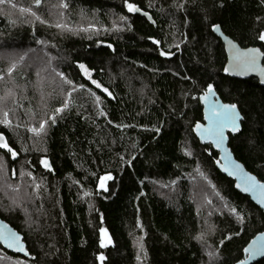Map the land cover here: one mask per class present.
Wrapping results in <instances>:
<instances>
[{
    "label": "trees",
    "instance_id": "16d2710c",
    "mask_svg": "<svg viewBox=\"0 0 264 264\" xmlns=\"http://www.w3.org/2000/svg\"><path fill=\"white\" fill-rule=\"evenodd\" d=\"M65 2L66 9L59 8V0L33 5L48 23L21 16L19 7L30 6L31 0H13L16 8L0 5V70L24 57L11 77L5 73L0 79V95L11 87L16 99V104L11 97L5 102L11 127L0 124V132L18 153L13 159L0 149V217L23 235L31 255L0 245V264H100L99 253L106 257L103 264L240 260L245 244L264 229V212L220 172L215 165L218 152L199 142L193 126L203 117L199 95L212 83L220 98L237 103L243 115L241 129L229 134L234 156L264 179V86L255 77H231L224 71V47L212 32V24H219L239 45L264 52V41L258 39L264 29V3L129 0L150 13V22L128 12L124 0ZM61 21L70 30L54 26ZM90 23L95 27L89 29ZM161 50L172 55L161 56ZM78 62L111 97L82 74ZM53 68L85 89L73 93L71 107L37 136L17 125L38 127L63 102L68 86ZM89 88L101 97L106 118L97 114ZM121 123L128 127L115 126ZM22 147L27 151H20ZM41 157L51 170L40 164ZM108 173L112 179L104 190L99 181ZM33 180L40 185L35 192ZM84 191L90 195L83 196ZM101 228L112 240L105 248L99 245ZM202 231L207 233L206 246L195 239ZM225 235L230 238L221 245ZM207 251H216L218 259H210ZM253 264H264V257Z\"/></svg>",
    "mask_w": 264,
    "mask_h": 264
},
{
    "label": "snow or ice",
    "instance_id": "6c2138e0",
    "mask_svg": "<svg viewBox=\"0 0 264 264\" xmlns=\"http://www.w3.org/2000/svg\"><path fill=\"white\" fill-rule=\"evenodd\" d=\"M261 2L264 3V0H261ZM5 4L11 6L12 8L17 7V5L15 3H13V0H0V5H5ZM42 4H43V0H31L30 6L19 7V12H20L21 16H23L24 14H28V16H30L35 21H39L40 23H48V21L42 19L41 15L38 14V11L33 10V5L36 6L37 8H39L40 6H42ZM53 7H55V6H53ZM68 7H69V5L65 2V0H59V8L66 9ZM124 7L130 13L140 11V9L137 7V5L134 3H130L129 0H124ZM176 7L179 8V7H181V5L177 4ZM60 14L63 15V12H61ZM145 15H148V14L145 13ZM119 19L121 21H126L127 18L125 16H120ZM149 19H151V17H149ZM260 19H261L260 17H257V20H260ZM22 22L28 23L29 21L27 19H24ZM54 26L58 29L70 30L69 26L66 23H63L62 21L56 23ZM94 27H95V25H93L91 23L88 24L89 29L94 28ZM113 27H117V25L114 24ZM129 27H130V25H129ZM84 30L86 31L87 29H84ZM212 30L213 31H219L220 25L212 24ZM148 39L153 40V43H155L157 45L160 43L159 41L155 40L153 37H149ZM258 39L261 41H264V29L260 30L259 35H258ZM36 43L40 44L41 40L37 39ZM108 47L111 48L112 45L109 44ZM177 47H179V45H177ZM233 49H234V54H233L232 60H231V69L239 71L240 74H243V70H245V69L255 70L256 66H257L258 57L260 55H264V53H261L260 50L257 48H248V49H244L243 51H240L239 49H235V46H233ZM159 54L161 56L167 57V56H171L172 52L161 50ZM5 55L7 56L8 54H5ZM23 59H24V57H23V55H21V56H19L18 59L11 60L10 63L8 64V66L6 67V69L0 70V79L4 78L5 73H7L9 77H11L14 69L17 68L19 60H23ZM50 65H51V61L49 60V66ZM78 67L81 70L82 74L86 78L90 79L91 83L93 85H95L96 88L101 89L109 97L112 96V92H110L108 88L103 87L97 80L91 78V70L84 63L78 62ZM52 71L60 77L63 84L68 86L66 92H63V89H62V92L64 95L63 102L60 104L59 107L55 108V110L52 112V114L47 117V120H45L44 118H41L39 120V126L38 127H33V126H31V124H29V125L18 124L17 125V127H27V131L29 133H34L37 136H40V134H42L45 131L48 122H51L53 124L56 123L55 117L59 113L64 111L65 109H68L71 107L73 101L70 97L72 96L73 93H75L77 90H84L85 89L84 84H75L72 80L68 79L64 75L63 72H57V70L55 68H53ZM224 71L229 72L230 68L225 67ZM185 79H189V77H185ZM87 94L94 97V104H95L96 109L98 110L97 114L99 116H104L106 118L107 114L105 113L104 109L101 107V105H102L101 97L96 95V93L93 92L91 88L87 89ZM213 95H214V86L212 83H208L206 85L205 91L199 96L200 101H202L203 103H205L207 105L206 112H205V119H207L208 124L203 125L199 121H197L193 130L197 133V135H199L201 137V139H211L212 143L215 146L219 147L225 138L224 137V131L226 128L230 129V131L233 133L238 132L239 127H240L239 121L241 120V116H240V112L238 110L237 103H220L219 101L211 100L210 98ZM9 97H11V103L16 104L15 94H14L11 87H8L5 90L4 95H0V124L5 125L6 127H11L10 110L7 107H5V102L9 99ZM108 123L111 124L112 121L109 120ZM115 126L118 128L128 127V125H125L123 123L117 124ZM155 131L157 133H159L160 128L156 127ZM0 149H5L7 151V153L11 154V157L13 159H15L18 155L17 151L14 150L12 147H10L9 143L5 139V135L2 132H0ZM20 151H27V149L22 147L20 149ZM185 151H187V150H185ZM187 154L191 155L190 152ZM120 159H121V161H123L124 157L121 155ZM225 159H226V163L223 166L224 171L228 172L229 175H237L238 174V178L242 181V183H238L236 185V187L241 188V190L244 192H251L253 194H256L258 192L259 193V202L262 205H264V183H261L259 180H257L255 176L248 174V173H245L242 170L240 164L232 163L231 159L228 158L227 156ZM40 164L44 168L51 170V165L49 164L46 157H41ZM3 170H4V159L2 156H0V171H3ZM197 171H198V174L200 176L207 179V177L204 176V173L199 172V169H197ZM12 174L15 175V170H13ZM24 174H25V172L22 170L20 175L23 176ZM27 175L29 177H31L32 173L27 172ZM111 179H112L111 173H108L106 175V177L102 178V180H111ZM173 183H174V181H173ZM7 187L11 188L12 185L8 184ZM39 187H40V185H37L35 183V181L33 180V192H35L36 189ZM99 187L104 189V190H107L105 183H103V182L99 184ZM16 188H19V185H16ZM216 194L219 195L218 192ZM82 195L83 196H89L90 193L87 191H84V192H82ZM209 203H211V202L209 201ZM12 204L17 205L18 201L16 199H13ZM225 206L227 207V205H225ZM229 211L233 214H236L237 219L241 220V222H242V217L239 215L236 208H231ZM137 227L141 228V230H142V226L140 225L139 218H137ZM208 228L213 229L214 225H208ZM100 233H101V238L99 241V245L101 248H105L108 245L112 244V240L110 237L107 236L105 229L101 228ZM206 234H207L206 232L202 231V232L197 234L195 239H197L198 241H200L202 244H204L206 246V244H207V242L205 240ZM237 235H238V233H237ZM259 235H260L259 240H254L253 243L248 248L244 249V251L246 253H248L249 256L264 253V233H260ZM229 238H230V236L225 235L224 238L219 241V243L222 245L224 243V241L229 239ZM139 239L142 240V237H140ZM0 243L6 244L8 248H14V249L19 250L20 252H26L24 244L21 241L20 235L18 233H16L15 231L7 230L6 225H0ZM138 247L141 251H143V245L142 244L138 245ZM26 254H27V252H26ZM207 255L213 261L218 259V253L216 251H207ZM144 256L146 258V256H147L146 252L144 253ZM2 258L3 257H0V259H2ZM105 259H106V257L104 256L103 253H99L96 256V260L98 262H100V264H103V261ZM136 259L138 261L141 260V255L137 254ZM236 264H244V261L238 260V261H236Z\"/></svg>",
    "mask_w": 264,
    "mask_h": 264
},
{
    "label": "water",
    "instance_id": "95a60500",
    "mask_svg": "<svg viewBox=\"0 0 264 264\" xmlns=\"http://www.w3.org/2000/svg\"><path fill=\"white\" fill-rule=\"evenodd\" d=\"M139 8V7H138ZM140 9V8H139ZM132 13H138V14H141L143 15L144 17H146L150 22H153V19H152V16L150 15L149 12L147 11H144L142 9H140L139 12H132ZM145 13H147L148 15H145ZM149 17H151V19H149ZM219 25V24H218ZM212 32L217 35L222 44H223V47H224V51H225V54H226V62H225V65H224V68L225 67H229L230 68V71L229 72H226L229 76L231 77H237V78H249V77H255L258 82L264 86V64H263V59H264V55H260L258 57V60H257V66H256V69L255 70H243V74H240L239 71H236V70H232L231 69V60H232V56L234 54V49H233V46H235V49H239L240 51H243L244 49H248V48H257L260 50L261 53H264L260 47L258 46H247V47H243L241 45L238 44L237 41L233 40L230 36L226 35L221 27H220V30L219 31H213ZM202 94V93H201ZM200 94V95H201ZM199 95V96H200ZM211 100H216V101H219L220 103H230V102H224L220 96L218 95V93L214 90V95L210 98ZM199 102L202 106V121H199L201 124L203 125H207L208 124V121L207 119H205V112H206V108H207V105L205 103H203L202 101H200L199 99ZM239 110V108H238ZM240 112V110H239ZM240 116H241V120L239 121L240 123V127H239V130L241 129V121L243 120V115L242 113L240 112ZM196 124V123H195ZM194 124V126H195ZM194 126H193V129H194ZM238 130V131H239ZM193 133L195 134V136L197 137V139L199 140V142L201 144H211V146L213 147V149H215L217 152H218V157L217 159L215 160V165L216 167L220 170V172H222L224 175H226L227 177L231 178L234 182V186L235 188L240 191L242 194L244 195H247L250 200L256 204L263 212H264V205H262L260 202H259V193L257 192L256 194H253L251 192H244L241 190V188H237L236 185L238 183H242V181L238 178V174L237 175H229L228 172H225L224 171V165L226 163V156L228 158L231 159L232 163H238L241 165V168L242 170L245 172V173H248V174H251L253 176L256 177L257 180H259L261 183H264V179L261 180L259 179L254 173L250 172L245 166L244 164L238 160L235 156H234V153L232 152L230 146H229V134H235L233 132L230 131V129H225L224 131V140L222 142V144L217 147L215 146L213 143H212V140L211 139H201V137L199 135H197V133L193 130ZM0 225H6L7 226V230H10V231H15L16 233H18L21 237V241L22 243L24 244V247L26 249V252H20L19 250L17 249H14V248H8L6 244L4 243H0V245L5 248L7 251L9 252H12V253H16V254H20L22 256H25V257H30V253L28 251V248L26 246V242L24 241V238H23V235L17 231L10 223H8L6 220L2 219L0 217ZM260 233H264V229L257 232L246 244L245 246L243 247L242 249V253H243V256L240 260H243L244 261V264H253L254 262H257L258 260L262 259L264 257V253H260V254H256V255H251L249 256L248 253H246L244 251L245 248H248L254 240H259L260 239ZM247 257V258H246ZM238 261V260H237ZM233 264H236L233 263Z\"/></svg>",
    "mask_w": 264,
    "mask_h": 264
},
{
    "label": "rangeland",
    "instance_id": "374dc122",
    "mask_svg": "<svg viewBox=\"0 0 264 264\" xmlns=\"http://www.w3.org/2000/svg\"><path fill=\"white\" fill-rule=\"evenodd\" d=\"M103 177H106V176H103ZM102 178L100 179L99 184L103 182V183H105V186H106L108 180H102Z\"/></svg>",
    "mask_w": 264,
    "mask_h": 264
}]
</instances>
